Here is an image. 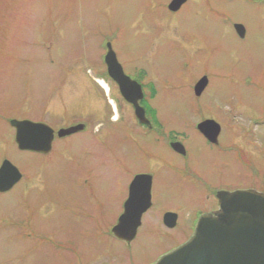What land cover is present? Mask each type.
<instances>
[{"label": "rangeland", "instance_id": "374dc122", "mask_svg": "<svg viewBox=\"0 0 264 264\" xmlns=\"http://www.w3.org/2000/svg\"><path fill=\"white\" fill-rule=\"evenodd\" d=\"M170 1L0 0V165L5 158L25 178L0 193V264H153L190 238L158 229L141 231L126 245L109 234L125 182L144 163L142 151L125 142L120 123L111 127L95 117L89 134L56 139L52 153L42 156L20 151L3 122L41 121L60 129L82 120L75 117L89 108L86 84L105 78L106 43L126 75L141 69L157 80L153 109L184 138L199 107L204 117L216 115L217 105L228 112L233 104L225 101L232 94L236 102L249 91V102L262 98L242 79L264 68V54H249L264 51L258 45L264 7L256 9L249 0H189L172 15L166 10ZM233 21L247 27L244 44L229 33ZM201 74L209 76L210 86L196 109L189 87ZM119 114H128L121 101ZM148 152L168 164L156 176L163 193L158 204L197 208L201 198L183 183L178 188L174 170L182 161L154 145ZM169 174L173 184L163 189L159 180Z\"/></svg>", "mask_w": 264, "mask_h": 264}, {"label": "flooded vegetation", "instance_id": "af4514ba", "mask_svg": "<svg viewBox=\"0 0 264 264\" xmlns=\"http://www.w3.org/2000/svg\"><path fill=\"white\" fill-rule=\"evenodd\" d=\"M201 1L202 0L199 2ZM188 2L189 0H186L176 12L168 11L167 7L166 10L169 14H178ZM249 3L256 9L264 7V0H249ZM156 26L158 28L162 27L158 22ZM229 33L236 40V43L244 44L248 39L247 27L239 21H233L230 24ZM260 43L261 44L258 45L264 48V40ZM237 52L238 49L234 50L233 53L236 54ZM249 54H264V51L250 52ZM260 66L261 63L255 61V67L260 68ZM126 76L141 87L143 97L139 101V106L144 110L145 117L149 124L145 125L138 122L134 115V108L121 97L117 84L108 76L105 66L104 82L108 88L112 86L115 97L112 92H110V88L109 92L105 94L100 85H94L88 82L85 86L84 94L88 98L89 108L86 113L81 114L82 116L78 115V117H75L73 115V118H81L82 120L80 121L84 122L79 121L72 126L60 128L68 129L81 125L82 129L76 133L89 134L88 122L95 117H97L99 123L101 120H104L110 124L111 127L120 123L125 129V142H127L129 146H135L136 149L141 150L144 154L142 168H140L139 171L129 174V178L125 182L123 195L121 197L122 206L115 223L124 213L125 205L131 198L139 202L146 200L148 194L149 200L146 201V204L149 206L141 213L140 225L137 229L136 237L141 231H146L148 233L158 229L168 232L177 231L190 236L193 234L196 223L201 216L213 214L219 210L217 200L218 193H234L236 191L250 190L264 194V68H262L256 76L254 72L242 79L244 87H249L254 94H262L263 97L256 101L249 102L248 100L252 96L249 91L245 101L236 102L230 100L231 98H237V96L232 94L231 97H227L225 101H230L233 104V106L228 109V112L224 109V106L217 105L216 115H204V117L200 111L202 106L199 107V113L191 117L188 123L189 125L187 126L190 135L193 134L195 138L186 132L185 133L189 135V137L184 138L183 134H179V132L175 130L171 122L167 123L168 125L165 126V122L156 115L153 107L156 102L159 84L154 77H148L147 73L141 69L136 75ZM203 77L207 78V85L205 89L196 96L194 87ZM209 86L210 79L207 74L197 76L190 85L189 91L193 97L196 109H198V103ZM220 96L224 95L221 93ZM120 101L128 110V114H119ZM222 101H224V99H221L219 103ZM12 120L15 119L7 118V120L3 119V122L8 124L10 128L8 132L12 135L15 144V129L10 124ZM208 121L218 125L219 132L217 137L213 140H208L198 129L201 123ZM34 123L47 125L41 121ZM47 126L53 130V140L50 152L48 154H39L42 156H48L52 153L56 139L62 140L73 134L76 135V133H73L59 138L57 133L60 129H53L49 125ZM173 144H178L180 146H178V149H180V151L182 150V153L174 150L171 147ZM152 145L161 147L162 149H168L169 152L182 161L178 169L174 170V172L177 173L176 179L178 188L183 183L186 190L189 191L194 198H201L204 200L202 201L200 199V204L197 208L187 210L184 206L174 208L172 206L158 204L159 195H163V193L158 191V187H155V180L156 176L160 175V170L164 171L162 168L166 167L168 164H165L164 161H161L148 152ZM109 156L113 157L115 154L109 153ZM4 160L6 159L4 158L3 161ZM205 166H207L208 169H206ZM169 171H172L171 174H174L171 168ZM18 172L20 174V179L13 187L20 184L25 179L19 170ZM82 172L85 174L86 171ZM171 174L159 180V185L163 189H165L167 185L171 186L173 184L170 178ZM138 176H141L139 179L140 183L134 188L133 186L131 187L132 182ZM220 177H224L226 180L219 183L218 179ZM179 179H181V181ZM11 189L9 191H11ZM88 191L90 195H95L90 189ZM142 206L143 205L137 206L135 209L139 211ZM166 215H168V217L165 222L164 217ZM166 223L172 226L168 227ZM111 229L112 226L109 228L110 235H112ZM132 242L124 243L130 245Z\"/></svg>", "mask_w": 264, "mask_h": 264}, {"label": "water", "instance_id": "95a60500", "mask_svg": "<svg viewBox=\"0 0 264 264\" xmlns=\"http://www.w3.org/2000/svg\"><path fill=\"white\" fill-rule=\"evenodd\" d=\"M186 0H172L170 12H176ZM104 63L108 76L117 84L121 97L134 108L135 118L140 124H149L144 110L139 106L143 94L140 85L127 77L111 45L106 44ZM207 78H201L194 87L198 96L206 87ZM15 129V143L20 151L48 154L51 150L53 130L44 124L27 121L10 122ZM82 129L75 126L58 131L59 138L71 135ZM199 131L208 139L217 137L218 125L203 122ZM178 144L171 147L177 152ZM180 147V146H179ZM141 176L132 182L133 188L140 183ZM20 179L18 170L8 161L0 167V193L9 191ZM146 200L136 202L131 198L117 224L111 229L119 241L130 243L136 236L141 213L148 208ZM219 210L203 215L197 222L189 240L177 249L162 256L155 264H264V194L255 191L221 192L217 194ZM143 205L139 211L135 208ZM168 215L164 217L165 222ZM168 227L172 225L166 223Z\"/></svg>", "mask_w": 264, "mask_h": 264}, {"label": "bare ground", "instance_id": "6f19581e", "mask_svg": "<svg viewBox=\"0 0 264 264\" xmlns=\"http://www.w3.org/2000/svg\"><path fill=\"white\" fill-rule=\"evenodd\" d=\"M97 82L99 83L100 87L105 90L106 93L109 92V88H108V86L106 85V83L104 81L97 80Z\"/></svg>", "mask_w": 264, "mask_h": 264}]
</instances>
